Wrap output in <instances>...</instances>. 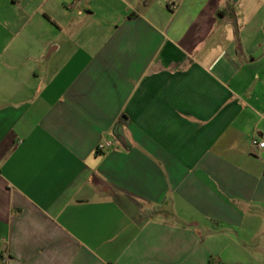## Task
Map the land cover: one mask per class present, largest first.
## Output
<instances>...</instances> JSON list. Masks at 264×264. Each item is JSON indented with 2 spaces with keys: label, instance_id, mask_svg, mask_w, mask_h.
<instances>
[{
  "label": "crops",
  "instance_id": "0c3cea01",
  "mask_svg": "<svg viewBox=\"0 0 264 264\" xmlns=\"http://www.w3.org/2000/svg\"><path fill=\"white\" fill-rule=\"evenodd\" d=\"M255 139L264 0H0V264H264Z\"/></svg>",
  "mask_w": 264,
  "mask_h": 264
},
{
  "label": "built area",
  "instance_id": "2783aa9c",
  "mask_svg": "<svg viewBox=\"0 0 264 264\" xmlns=\"http://www.w3.org/2000/svg\"><path fill=\"white\" fill-rule=\"evenodd\" d=\"M252 144H253V147H255V148L264 149V142H262V141H259V140L255 139V140H253ZM110 145H111L110 142H104V143H102V144H100L98 146L97 151L98 152H103L105 150V148L109 147Z\"/></svg>",
  "mask_w": 264,
  "mask_h": 264
}]
</instances>
